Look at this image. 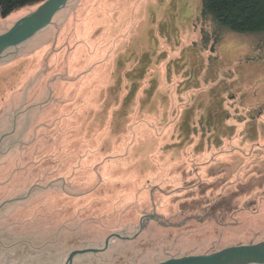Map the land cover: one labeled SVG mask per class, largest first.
Here are the masks:
<instances>
[{
	"label": "rangeland",
	"instance_id": "obj_1",
	"mask_svg": "<svg viewBox=\"0 0 264 264\" xmlns=\"http://www.w3.org/2000/svg\"><path fill=\"white\" fill-rule=\"evenodd\" d=\"M38 7L0 15V34ZM200 12V0H72L5 52L0 264H67L116 234L134 237L71 264H158L264 241V112L247 129L264 104V49L252 55L255 38L226 32L212 60L192 29ZM200 86L215 95L198 105ZM239 186L255 204L224 222L182 212Z\"/></svg>",
	"mask_w": 264,
	"mask_h": 264
},
{
	"label": "trees",
	"instance_id": "obj_2",
	"mask_svg": "<svg viewBox=\"0 0 264 264\" xmlns=\"http://www.w3.org/2000/svg\"><path fill=\"white\" fill-rule=\"evenodd\" d=\"M46 0H0L2 17L27 6H40ZM201 12L193 24L194 32L199 35L201 49L215 54L223 34L233 32L255 38L257 50L264 49V0H200ZM203 192V191H202ZM244 189L239 186L225 195L204 196L200 194L181 203L183 213L200 211L207 219L224 222L241 209L249 208L254 202L239 200Z\"/></svg>",
	"mask_w": 264,
	"mask_h": 264
},
{
	"label": "water",
	"instance_id": "obj_3",
	"mask_svg": "<svg viewBox=\"0 0 264 264\" xmlns=\"http://www.w3.org/2000/svg\"><path fill=\"white\" fill-rule=\"evenodd\" d=\"M70 1L72 0H46L33 13H30L27 16L21 18L8 31L0 34V59L4 55L10 54L12 52H15L16 54V51L19 49L17 47H19L22 44L25 45L36 34L48 28V26H50V24L53 22L55 16L61 10H63ZM12 48H14L12 52L5 53L6 51ZM4 61H8V60L0 61V63ZM14 127H15V123H14ZM3 136L1 137L0 141L2 140ZM26 196L22 198H25ZM17 199H21V198H17ZM17 199H12L10 201ZM7 202H4L3 204ZM150 216H155V212L154 215H148L142 218L141 228H142L143 219ZM140 230L137 232V234L140 232ZM132 237L134 236L125 237V236H121L120 234H116L111 238H109L103 247H88L83 251H75L71 254H68L71 256L67 264H71L77 257H80L87 253H95V251H100L106 247L115 245L117 238H121L123 240V238L128 239ZM252 241L250 243H241L239 245L229 246L226 249H223L219 252H215L209 255L204 254L197 256H185L181 258H172L158 264H264V241L258 244H252Z\"/></svg>",
	"mask_w": 264,
	"mask_h": 264
},
{
	"label": "crops",
	"instance_id": "obj_4",
	"mask_svg": "<svg viewBox=\"0 0 264 264\" xmlns=\"http://www.w3.org/2000/svg\"><path fill=\"white\" fill-rule=\"evenodd\" d=\"M192 29H193V26H192ZM223 44H224V42L222 43V41L219 43V45L217 46V48H216V51L218 50V49H220L222 46H223ZM189 46V45H188ZM184 46L183 47V49H185V48H188V49H190L191 47L189 46ZM254 45L252 44V47H247L248 48V50H249V53L250 54H252L253 55V49H254ZM256 49V48H255ZM255 49H254V51H255ZM203 52H204V50L203 49H201ZM257 50V49H256ZM175 51H177V50H175ZM175 51H173L170 55H169V58H168V60L170 59V58H174V59H176L177 61H179L180 62V64L185 68V72H187V67H186V62H185V59L183 58V59H180V55H181V52L182 51H180L179 53H177V52H175ZM216 51H215V54H211V57H212V60H215V59H217L218 57H217V54H216ZM256 52V51H255ZM183 53V55L184 54H186L185 53V51H183L182 52ZM205 53V52H204ZM206 55H207V53H205ZM187 56H195V54L193 53V52H187ZM188 65V64H187ZM204 68V66H202V69ZM192 81V80H191ZM251 85L252 86H255V85H257V88L255 87L254 89H258V85H259V82H257V83H255V81L253 80V82L251 83ZM210 86H208V87H201L200 86V90H201V92L199 93V94H197V96H195L196 98H195V104H198V102H209V101H211L213 98H211V95L214 97V93L213 94H211V90H209V89H211V88H209ZM203 90V91H202ZM226 96L225 95H222V97H220V95H219V101H221V103H223V105H225L224 104V101L225 100H223L224 98H225ZM233 96H231V98H232ZM194 102H192L193 103V105H194ZM191 103V104H192ZM199 105V104H198ZM222 105V106H223ZM61 109V108H60ZM251 109H252V111H253V113H252V117H250V119H251V121L250 122H247V129H248V131H251L253 128L255 129H258L259 127H260V123H259V119H258V117H259V115L261 114V113H263L264 112V104L263 103H257V102H255V103H253L252 105H251ZM257 112V113H256ZM254 114H256V115H254ZM228 125V124H227ZM226 124L224 125V126H226V127H228ZM223 126V127H224ZM255 137H257V134H256V136ZM264 137V136H263ZM251 143H254V142H252L251 141ZM255 144V143H254Z\"/></svg>",
	"mask_w": 264,
	"mask_h": 264
},
{
	"label": "bare ground",
	"instance_id": "obj_5",
	"mask_svg": "<svg viewBox=\"0 0 264 264\" xmlns=\"http://www.w3.org/2000/svg\"><path fill=\"white\" fill-rule=\"evenodd\" d=\"M49 27V26H48ZM40 33V32H39Z\"/></svg>",
	"mask_w": 264,
	"mask_h": 264
}]
</instances>
